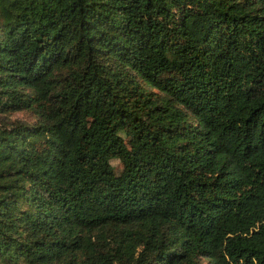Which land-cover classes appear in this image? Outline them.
<instances>
[{
    "label": "trees",
    "instance_id": "16d2710c",
    "mask_svg": "<svg viewBox=\"0 0 264 264\" xmlns=\"http://www.w3.org/2000/svg\"><path fill=\"white\" fill-rule=\"evenodd\" d=\"M0 264H264V0H0Z\"/></svg>",
    "mask_w": 264,
    "mask_h": 264
},
{
    "label": "rangeland",
    "instance_id": "374dc122",
    "mask_svg": "<svg viewBox=\"0 0 264 264\" xmlns=\"http://www.w3.org/2000/svg\"><path fill=\"white\" fill-rule=\"evenodd\" d=\"M126 141L129 143L130 142L129 138H127ZM113 164H115V165L117 164L116 160L113 161ZM115 170L116 171L118 170V166L117 165L115 166Z\"/></svg>",
    "mask_w": 264,
    "mask_h": 264
}]
</instances>
